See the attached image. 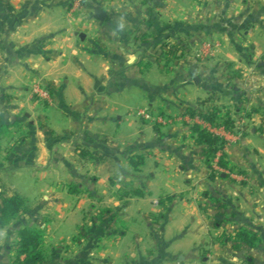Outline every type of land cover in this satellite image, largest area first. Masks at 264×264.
I'll return each instance as SVG.
<instances>
[{
	"label": "crops",
	"instance_id": "crops-1",
	"mask_svg": "<svg viewBox=\"0 0 264 264\" xmlns=\"http://www.w3.org/2000/svg\"><path fill=\"white\" fill-rule=\"evenodd\" d=\"M187 28L198 61L165 67L151 49ZM0 54V119L22 121L0 193L27 208L0 227V264L26 223L51 234L47 264H90L68 253L92 207L123 224L98 249L109 264H264V0H0ZM207 102L245 113L225 151L241 180L210 178L190 128L203 124L181 119Z\"/></svg>",
	"mask_w": 264,
	"mask_h": 264
},
{
	"label": "rangeland",
	"instance_id": "rangeland-1",
	"mask_svg": "<svg viewBox=\"0 0 264 264\" xmlns=\"http://www.w3.org/2000/svg\"><path fill=\"white\" fill-rule=\"evenodd\" d=\"M196 30H190L186 29L187 32L185 34H188V36H184L183 34H180V30L176 29L173 30L174 33L172 37L169 40L163 41L164 44L160 46V43L157 44L156 46H153V49H151L150 53L154 56L160 59V63H162L165 67L167 68H172L174 65H176L180 61L184 62V60L191 62L193 60L198 61V39L193 38L191 36L190 31H197ZM184 36V37H183ZM2 55L0 54V61H1ZM3 72L0 70V78H2ZM32 94H42V91H39L37 86H34L33 89H31ZM39 92V93H38ZM38 93V94H37ZM208 100H212L209 98ZM209 104L210 102H207L205 104V107L202 110H210ZM9 103H6L5 98H2V94L0 92V113L6 108V106H9ZM209 106V107H208ZM187 114V112L183 113ZM182 114V115H183ZM181 119L184 120L182 118ZM245 115L244 112H239L235 114H231L230 119L233 121V126L231 128L226 127L224 124H219V125H214L211 124L208 121L201 120L198 118V121L201 122L203 125L202 127L208 131L210 134L213 133H218L223 136V138L230 136L229 140L233 142H223L218 140L219 145H217L216 150L214 151L213 154L209 155V157H205L203 154V158L208 159L209 165V173L213 175H217L218 173H221V176L227 175L228 179L232 180H241L243 177L241 174H239L236 169H230V167H220L218 164V160L220 156H223L226 159L225 151L228 149L229 145L237 144L242 138L244 137L246 133V129L244 125L247 124V121L243 116ZM17 119H6V120H1L0 119V155L2 154L3 156H7L10 154L9 147L11 141H18L19 140V131L22 129V121L19 124H16L15 121ZM194 121V120H193ZM18 122V120H17ZM244 124V125H243ZM20 126V127H19ZM201 126V125H200ZM211 127H217V128H211ZM223 128L222 131L223 133H220V128ZM238 127H241L240 129ZM219 128V129H218ZM213 133H212V132ZM231 132V133H228ZM214 135V134H213ZM15 138V139H14ZM221 141V143H220ZM221 144V145H220ZM202 145V144H200ZM203 146V145H202ZM227 148V149H226ZM11 149V147H10ZM106 207H98V208H90L88 210V213H84L83 219L80 225V229L76 235V240L80 241L76 245L77 247H73L68 254H72L75 251H78V256H81L84 250V253L86 254V250H89L91 252V261H89L90 264H107L108 262H105V254L103 253L101 256H99V251L100 246H105V245H110L112 244L115 239L118 237V235H121L123 233V224H121L118 220H115V216H111V213H105L103 210ZM209 213H211V209L208 210ZM113 217V218H111ZM111 218V219H110ZM214 223V222H213ZM225 223V222H224ZM43 234H44V243L43 247L45 251H50L52 250V243L48 242L47 236H51V234L47 235L45 230L43 229ZM216 232H221V229L217 230ZM50 238V237H49ZM75 240V241H76ZM69 249V248H68ZM67 251V249H66ZM65 252V251H64ZM48 258V256H47ZM72 258V257H71ZM77 263H73L76 262ZM84 260H82V257L78 258V260H72L69 259L68 262L69 264H84ZM68 262L62 263V264H67ZM109 264V263H108ZM114 264V263H111Z\"/></svg>",
	"mask_w": 264,
	"mask_h": 264
},
{
	"label": "trees",
	"instance_id": "trees-1",
	"mask_svg": "<svg viewBox=\"0 0 264 264\" xmlns=\"http://www.w3.org/2000/svg\"><path fill=\"white\" fill-rule=\"evenodd\" d=\"M160 46H162V43H160ZM186 112L191 116L197 115L200 119L208 121L214 125L224 124L229 128L233 126V121L230 119V116L227 113L223 116L220 115L219 109L215 106H211L210 110H187ZM15 123H17V120ZM190 128L195 133L197 143L203 145L202 153L204 156L209 157V155L213 154L217 145H219V137L210 134L196 123L192 124ZM205 162L210 166L208 159H205ZM218 164L220 167H230V169H233L223 156H220ZM137 165L138 163L133 164L134 167ZM214 177H221V173H218L217 175L210 174V178ZM224 177H227V175ZM69 190L71 192L77 191V185L70 184ZM26 209L23 199L18 194L13 193L8 196H2L0 193V227ZM103 212H109L111 213V216H113V213L109 208H105ZM43 233L44 232L41 228L29 223L16 229L15 244L10 246L12 262L14 264H47V254L43 247ZM234 236L238 238L240 242L249 243L250 245H252L257 239L256 233L252 230H238L234 233Z\"/></svg>",
	"mask_w": 264,
	"mask_h": 264
},
{
	"label": "built area",
	"instance_id": "built-area-1",
	"mask_svg": "<svg viewBox=\"0 0 264 264\" xmlns=\"http://www.w3.org/2000/svg\"><path fill=\"white\" fill-rule=\"evenodd\" d=\"M78 2L79 1H81V0H77ZM138 115H140V116H142L144 119H151V115H150V112L149 111H143V110H139L138 112ZM182 118L184 119V121L186 122V123H191L193 120H196L197 122H198V116H196V115H193V116H191V115H189L188 113L187 114H183L182 115ZM200 119V118H199ZM157 121L158 122H162L163 123V120L162 119H160V118H157ZM211 128H217V127H211ZM220 128V130L222 131V129L223 128H221V127H219ZM218 128V129H219ZM239 129L241 128V127H238ZM224 130V129H223ZM212 132V131H211ZM213 133V132H212ZM214 135H216V136H218L219 138H220V140H222L223 142H225V140H224V138H223V136L221 135V134H218V133H213Z\"/></svg>",
	"mask_w": 264,
	"mask_h": 264
},
{
	"label": "water",
	"instance_id": "water-1",
	"mask_svg": "<svg viewBox=\"0 0 264 264\" xmlns=\"http://www.w3.org/2000/svg\"><path fill=\"white\" fill-rule=\"evenodd\" d=\"M105 14L101 9H96L94 13V17L98 20H103Z\"/></svg>",
	"mask_w": 264,
	"mask_h": 264
},
{
	"label": "clouds",
	"instance_id": "clouds-1",
	"mask_svg": "<svg viewBox=\"0 0 264 264\" xmlns=\"http://www.w3.org/2000/svg\"><path fill=\"white\" fill-rule=\"evenodd\" d=\"M121 27H123V25H121ZM0 235H2V233H0Z\"/></svg>",
	"mask_w": 264,
	"mask_h": 264
}]
</instances>
